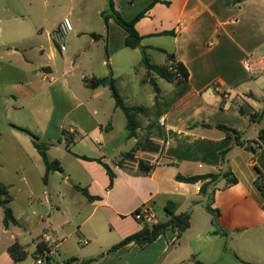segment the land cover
Instances as JSON below:
<instances>
[{
    "label": "crops",
    "instance_id": "obj_1",
    "mask_svg": "<svg viewBox=\"0 0 264 264\" xmlns=\"http://www.w3.org/2000/svg\"><path fill=\"white\" fill-rule=\"evenodd\" d=\"M17 1L0 0V117L7 119L6 134L18 140L19 148L30 150L29 155L26 154L29 160L30 156L41 157L30 138L12 125L26 128L40 141L48 143L46 154L50 149L57 150L59 147L54 146L53 141L61 139L67 153L86 174L89 184L84 187L91 196L97 197L88 200L79 192L86 203L72 218H80L90 207L91 213L96 208H100L101 213L100 222L89 225L88 216L72 229L65 210L61 213L62 223L30 225L31 215L38 213L31 201L32 193H25L23 210L17 209V212L14 210L16 195L8 193L17 224L5 228L3 214L0 217V264H36L37 244L42 243L46 233L50 234L56 249L45 264H80L90 258H97L90 264H151L163 254V264H195V261L264 264V196L257 187L259 175L264 178V133L259 135L260 131L264 132V114L258 121L250 120V115L257 114L264 106V82L242 68L245 56L264 55V0H158L153 4V0H112L114 9L125 20L148 8L136 22L135 29L150 62L169 65L167 52L188 72L185 84L168 82L147 71L140 61L143 71L137 82L139 92L131 98L133 104L125 102L112 75L110 66L114 65V56L127 48L123 44L126 33L111 18L105 28L101 12L106 9V0H66L67 3L56 0V8L51 6L50 12L47 10L49 14L33 19L34 29L21 33L14 28L18 22L11 8ZM43 1L47 6L54 2ZM76 9L77 18L73 23L70 17ZM59 12L71 25L63 52L53 38L62 21L57 18ZM90 14L96 28L79 26V22L91 19ZM43 21L49 22L47 28ZM98 22L102 23L101 27ZM99 46L103 50L101 66L109 68L103 76L94 74L95 62L90 58V53L99 51ZM131 50L137 51L141 59L138 48ZM84 56L87 57L85 62ZM78 71H81L79 81H70L67 76L75 72L78 75ZM110 72L126 105L142 106L150 111L146 116H138L135 137H128L125 117L124 123L119 116L116 119L118 108L109 89L106 86L89 88L85 84L86 79L103 78ZM148 77L158 85L157 100ZM108 94L112 105L107 103ZM117 120L121 140L128 143L123 152L114 150ZM141 120L147 122L145 130H141L144 128ZM87 121L92 123V128L85 126ZM215 125L237 130L240 140L256 141L257 151L254 153L245 145L237 144ZM62 130L73 135L70 145L77 142L76 135L86 134V131L96 133L95 141L102 147H115V156L107 163L103 155L76 154L66 147ZM103 132L110 136L108 140H104ZM146 139L157 145L158 150H144L141 144ZM136 145H139L133 158L136 160L130 166L119 161ZM82 156L100 159L111 168L114 178L110 188L103 167L96 161L81 159ZM60 159L48 158L56 160L59 167ZM139 161L151 166V170L139 172ZM50 172L44 182L43 163L39 175L42 173L45 185ZM223 172L235 177L236 183L228 184L225 178L218 177L206 186L204 193L200 192V187L208 180L185 183L175 178ZM15 174L26 181L22 171ZM60 174L69 179L72 175L58 170ZM48 199L52 204V197L48 195ZM55 199L56 205H63L61 193H56ZM168 204H172L176 215L189 212V226L179 236L167 231L142 248L131 242L107 252L147 224L135 220L133 212L142 206L150 207L155 224L168 219L164 210ZM206 205L218 211L214 222ZM157 208L162 209L163 217L157 218ZM54 210L60 211L57 206ZM50 218L47 214V219ZM86 224L89 229L84 228ZM15 241L27 256V250L33 248V261H27V257L16 261L10 256L7 248ZM147 248H152L151 252L145 253ZM69 259L75 261L68 263Z\"/></svg>",
    "mask_w": 264,
    "mask_h": 264
},
{
    "label": "rangeland",
    "instance_id": "obj_2",
    "mask_svg": "<svg viewBox=\"0 0 264 264\" xmlns=\"http://www.w3.org/2000/svg\"><path fill=\"white\" fill-rule=\"evenodd\" d=\"M54 2L51 4V1H48L49 5L47 6L43 0H31L28 2H23L22 0L17 1L16 3L12 5V13L17 17L16 21L18 24L14 25V28L18 30L20 33L25 32L28 29H34L35 26L32 27L33 19H36L37 17H44L45 14H49L51 10V6L56 8V0H53ZM66 1V0H65ZM67 3V1H66ZM47 10L49 12H47ZM56 10V9H54ZM77 12L78 9L75 10L74 16L70 17V21L74 23L75 19L77 18ZM91 15V14H90ZM66 16V15H64ZM67 17V16H66ZM87 22H79V26L82 28H96V21L92 18ZM59 20H63L62 14L59 12L58 17ZM57 19V20H58ZM44 27L47 28L49 26L48 21H43ZM102 23L98 22V27H101ZM89 26V27H88ZM5 32V31H4ZM69 39V34L67 36ZM68 39L66 43H68ZM90 58L95 62L94 65V74L96 76H103L107 71H109V68L107 66H101L100 60L103 55V50L99 46V51L94 50V52L90 53ZM87 61V57H83V62ZM140 56L137 51H133L128 48H124L123 53H118L114 56V65L110 66L112 71L113 77L116 79V86L121 94V96L124 98L125 102L127 104H133L132 103V96L134 93L139 92V83L138 79L140 77V73L143 71L142 67L140 66ZM81 71H78V75L76 72L74 74H70L68 79L70 81L77 82L79 81V75ZM148 72L146 71V74ZM150 86V85H148ZM107 103L108 105L113 104L112 98L107 96ZM262 103H260L261 105ZM117 116H119L121 123H124V116L122 112L117 109L116 110V119ZM6 118L1 116L0 117V183H4L5 187L8 190V193L15 194L16 195V201L14 204V210L17 212V209L23 210L24 204H25V193H32L33 197L31 201H33V205L36 208V211H38L37 215H31V220L28 221V224L33 225L36 223L38 226H44L48 222H56V223H62L64 218L61 216L62 210L66 211V218H69V221L71 222V229L75 227V223H80L88 216L89 219L87 220V224L91 225L92 223L100 222L99 217L101 213L100 208H96L93 213L91 207L85 211L80 218L73 219L72 217L74 214H76L77 210L83 209L84 206L82 204L86 203V199L79 194L76 190L73 189V185H80V186H87L89 182L86 181V174L83 170L80 169V167L77 164V160L69 155L67 151L65 150V146L63 141L62 145H58V140L56 139L53 141L54 146H58L59 148L56 149H50V151L47 152L48 158H61L60 164H61V170L62 172H70L71 177L65 178L64 174L58 175V170H52L50 172V177L48 180V184L45 185L42 181V173L39 175L40 168L43 169V162L41 158H39L38 155H35L34 157L30 156V160L27 158L26 154L29 155V149H23L19 148L17 146L18 140L8 137L6 134ZM142 125L144 126L143 129L145 130L147 122L142 121ZM90 125L89 127H87ZM85 126L87 128H92V123L86 122ZM68 126L65 125V129H67ZM88 134L87 137H84L82 134L80 136H75V140L77 141L75 145H69V149L80 155L85 156H105L106 162H111L113 159V156H115V152L113 151V148L111 145H104L103 147L100 146L96 141L95 137L96 133L89 134L88 131H86ZM104 140H108V134L106 132L102 133ZM115 138L117 141V146L114 150L116 152L118 151H126L128 148V143H126L125 140H121L123 136L121 135V131H118V120L116 121V130H115ZM27 139V136H24ZM90 139V140H89ZM29 142V140H27ZM103 142V141H102ZM48 144V143H47ZM49 146V145H48ZM29 150V151H28ZM143 157V156H141ZM136 159H127L123 157L120 158L119 161L126 162L128 164L127 166H130L129 164L135 161ZM22 171L24 173V176L26 178V181H22L19 179V175H16V172ZM79 178V179H78ZM56 193H61L64 196L63 205L66 206V209H64L63 205H56V199L55 195ZM48 195L52 197V204H50V200L48 199ZM30 201V202H31ZM79 201V202H78ZM77 203V204H76ZM8 206L11 208L10 203H8ZM57 206L60 210L59 212H56L54 210V207ZM52 207V208H51ZM50 208V209H49ZM49 209V210H48ZM205 213V212H204ZM3 214L2 206H0V217ZM47 214H50L51 218L47 219ZM90 214V215H89ZM156 216L157 218L163 217V211L161 208L156 209ZM159 221V220H157ZM84 226V228H87L88 226ZM153 221L148 222L146 225L150 227L153 225ZM89 229V228H87ZM106 232V230H105ZM39 239V238H38ZM30 242V239L28 240ZM70 243H68L69 245ZM75 245V244H74ZM73 247V244L71 245V248ZM152 248H147L145 250V253L151 252ZM28 256L27 261H33V248L30 247L28 250ZM164 254L161 256V258L155 259L156 261H151V264H163ZM185 264H187L185 262Z\"/></svg>",
    "mask_w": 264,
    "mask_h": 264
},
{
    "label": "trees",
    "instance_id": "obj_3",
    "mask_svg": "<svg viewBox=\"0 0 264 264\" xmlns=\"http://www.w3.org/2000/svg\"><path fill=\"white\" fill-rule=\"evenodd\" d=\"M242 1V0H241ZM158 2V0H153L152 4ZM106 9L101 12V17L104 23L105 28L107 27V21L109 18H111L125 33L126 36L124 38V46L127 48L135 49L138 48L141 55V63L144 66V68L147 71L155 73L158 77L168 81V82H176V83H183L185 84L187 82L188 78V72L184 65L178 61L175 60L174 55L170 53H166V56L168 60L170 61L169 65L161 66L156 65L150 62L146 52L145 48L140 45L141 37L138 35L135 24L136 22L144 16L145 11L148 9H144L143 11L136 14L133 18L130 20H125L121 17V15L114 9L113 1L112 0H106ZM151 4V5H152ZM150 6V5H149ZM148 6V7H149ZM92 36H95L92 34ZM148 82L152 86V89L155 93V100H157L159 96V88L156 84L155 80L151 77H148ZM85 84L89 88H96L99 86H106L111 94V97L114 100V105L116 108L120 109L125 117V127L128 131V137L132 138L136 136V130L139 128V121L138 116L139 115H148L149 110L142 107V106H128L124 103V100L118 93L115 81L111 75V72L108 74V76L103 78H95L91 77L90 79L85 80ZM241 112V110H240ZM264 114V106L262 107L261 111L257 114L250 115V120H259ZM12 127L25 135H27L33 147L36 149L38 154L40 155L44 166H45V173L43 176V181L45 182L47 180V174L49 171L52 170H59L61 171L59 164L56 160L49 161L47 158L46 150L48 149V144L40 141L38 137L33 134L30 130L18 126L12 125ZM215 128L223 131L228 137L233 138L235 142L239 145H245L249 150L252 152H256L258 149V145H256V141H245L240 140V133L235 130L228 128L224 125H215ZM264 132L260 131L259 135L261 136ZM62 136L65 137V143L66 147L70 145V143L73 142V135L67 133L66 131L62 130ZM60 141V139L58 140ZM142 148L144 150L149 151H157L158 146L154 145L151 141L146 139L143 144H141ZM255 145V147H254ZM139 149V145H136L131 151L126 153L124 155L127 159H133L135 156V151ZM224 154V152H222ZM83 160L87 161H96L98 162L104 169L107 177H108V188L112 185V180L114 178V173L112 172L111 168L106 164L100 161V159H92L88 157H80ZM138 170L141 173H148L151 170V166L146 165L142 161L138 162ZM218 177H223L226 179L228 184H234L236 183V178L233 177L229 172H223L221 174H205V175H197V176H191V177H184L177 175L175 178L178 181H182L185 183H196L198 181L208 180L207 183H204L200 187V192L204 193L205 188L207 185L213 183ZM260 183L258 182L257 187L261 191L262 195L264 196V178L262 175H259ZM73 188L80 192L83 196H85L88 200L96 199L97 197L91 196L87 189L85 187H81L79 185H73ZM11 200V196L7 192V188L0 183V206H2L3 210V226L7 228L9 224H17V221L13 217L12 211L10 207L8 206V203ZM207 211L212 215V221L214 222L218 216V211L211 209L208 205L205 206ZM164 210L168 216V219L166 221L162 222H156L155 224L148 227L146 224L142 227L141 230L138 232L131 234L121 241H119L117 244L111 246L107 252H112L128 243H135L139 247H144L154 241L159 236L163 235L167 231H173L176 232L177 236H179L182 232H184L188 226H189V212H184L180 214H174V208L172 207V204H168L164 207ZM43 249V244L38 243L37 244V251H40ZM8 253L10 256L16 260H23L27 257V252L24 250V248L15 241L7 248ZM97 260V258H90L83 261H80V264H90L91 262ZM75 259H69L68 263L74 262ZM195 264H202L199 261H195Z\"/></svg>",
    "mask_w": 264,
    "mask_h": 264
},
{
    "label": "built area",
    "instance_id": "obj_4",
    "mask_svg": "<svg viewBox=\"0 0 264 264\" xmlns=\"http://www.w3.org/2000/svg\"><path fill=\"white\" fill-rule=\"evenodd\" d=\"M71 30L70 22L67 18H64L53 33V38L57 44L59 51H65V39L67 34ZM243 70L251 76H256L264 82V55L258 57L247 55L242 60ZM159 123H162V119H159ZM132 217L137 221L151 222L154 219L152 209L148 206H142L138 210L132 213ZM43 249L37 251L34 256V262L36 264H45L49 261L50 256L55 253L56 245L51 242L50 234L46 233L42 236ZM41 243V244H42Z\"/></svg>",
    "mask_w": 264,
    "mask_h": 264
},
{
    "label": "water",
    "instance_id": "obj_5",
    "mask_svg": "<svg viewBox=\"0 0 264 264\" xmlns=\"http://www.w3.org/2000/svg\"><path fill=\"white\" fill-rule=\"evenodd\" d=\"M149 73V72H148Z\"/></svg>",
    "mask_w": 264,
    "mask_h": 264
}]
</instances>
